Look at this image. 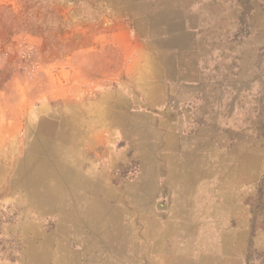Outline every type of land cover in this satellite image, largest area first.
<instances>
[{"label":"rangeland","instance_id":"374dc122","mask_svg":"<svg viewBox=\"0 0 264 264\" xmlns=\"http://www.w3.org/2000/svg\"><path fill=\"white\" fill-rule=\"evenodd\" d=\"M134 225L160 264H264V0H0V264Z\"/></svg>","mask_w":264,"mask_h":264},{"label":"crops","instance_id":"0c3cea01","mask_svg":"<svg viewBox=\"0 0 264 264\" xmlns=\"http://www.w3.org/2000/svg\"><path fill=\"white\" fill-rule=\"evenodd\" d=\"M163 37V35H159ZM165 35L164 38H168ZM172 38V37H170ZM166 47V46H163ZM162 50V49H160ZM164 229H168L165 227ZM134 235L122 239L119 236L107 240L104 264H160L170 253L167 248V232L159 231L158 225H134ZM86 264H95L87 262Z\"/></svg>","mask_w":264,"mask_h":264}]
</instances>
